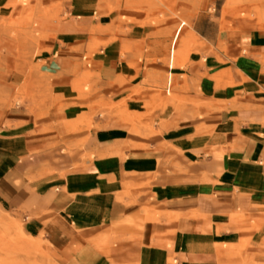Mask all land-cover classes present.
I'll list each match as a JSON object with an SVG mask.
<instances>
[{
    "label": "crops",
    "instance_id": "0c3cea01",
    "mask_svg": "<svg viewBox=\"0 0 264 264\" xmlns=\"http://www.w3.org/2000/svg\"><path fill=\"white\" fill-rule=\"evenodd\" d=\"M165 1L173 9L152 25L131 29L130 36L110 38L106 12L100 15L94 34L85 21L60 24L53 58L39 72L55 81L63 78L66 84L56 90L64 92L72 90L75 76L92 72L99 98L130 106L159 97L166 102L161 92L174 91L177 125L160 132L158 127L147 128V136L121 124L86 134L72 126L80 112L75 107L81 100L76 99L64 100L60 109L50 104L37 118L20 106L7 110L5 119L20 131L19 154L44 152L52 145L47 152L52 155L65 147V163L75 167L52 187L29 182L31 171L0 162V202L35 218L55 250L81 245L108 233L111 225L137 219L138 208L125 202L123 188L137 184L138 174L150 177L164 170L170 149L176 147L208 173L202 176V189L182 183L173 185L177 190L171 189L172 184H153L164 202L157 209L163 219L142 223L140 244L155 253L153 260L139 264H225L226 256L235 252L247 264L249 260L264 264V26L250 27L240 19L221 17V7L216 15L210 14L196 0ZM181 1L191 6L183 14L190 29L182 38L179 32L174 53L181 62L182 52L184 65L173 71L159 60L171 63ZM105 7L106 3L99 6ZM141 10L130 9V18L142 20ZM126 46L130 51H125ZM91 51L87 61L96 64L91 71L82 69L80 62V72L73 76L72 68L63 65L85 60ZM181 75L186 87L181 85ZM181 99L191 105L182 108ZM202 106L208 108L203 111ZM90 153L97 157L95 162L87 160ZM113 231L125 233L126 228Z\"/></svg>",
    "mask_w": 264,
    "mask_h": 264
},
{
    "label": "rangeland",
    "instance_id": "374dc122",
    "mask_svg": "<svg viewBox=\"0 0 264 264\" xmlns=\"http://www.w3.org/2000/svg\"><path fill=\"white\" fill-rule=\"evenodd\" d=\"M196 1L210 14L216 15L221 7V17L240 19L250 27L264 26V15L253 12L246 15L242 6L246 0ZM104 3L106 7L99 8ZM137 8L142 9V20L130 18L129 10ZM190 8V4L181 1V22H184L181 38L190 29L189 21L183 15ZM167 9L172 10L173 7H169L165 0H0V162L11 163L18 168L20 166L24 172L31 171L28 174L29 182L39 181L52 187L59 181H64L74 170L75 165L69 166L65 163L67 154L65 147L52 155H47L52 145L43 149L44 152L19 154L20 131L4 116L7 110H17L19 106L27 115L37 118L39 114L46 113L50 104L60 109L64 108V100L68 99L70 102H75V99L81 100L80 105L75 107L78 112L80 111L79 117L72 126L76 129L81 127L86 134L89 130L93 133L100 127L118 124L127 130L137 132H147V128L152 127L155 129L158 127L157 131L160 132L177 125L179 108L174 91L167 94L161 92L160 96L165 97L166 102H162L159 97L133 106L118 100L99 98L98 80L94 74L92 72L87 75L79 74L80 71L77 70L80 62L84 70L91 71L96 68V64L87 61L92 51L85 55V60L63 64L67 69L72 68L70 73H73V76L79 74L75 76L71 85L72 90L69 92L56 90L60 84H66L63 78L55 81L51 76H42L39 72L40 68L53 58L52 44L56 42L57 28L68 20L90 23L91 33L94 34L100 15L106 12V33L110 38H114V35L121 34L130 36L134 28L152 25L155 20L163 18ZM184 47L185 45L181 44V51H184ZM125 51H130V47L126 46ZM182 55L181 52V62L175 57V53L171 63L168 59L159 61H164L166 67L169 64L173 71L180 67L182 70L184 65ZM164 75L166 77V74ZM186 84L184 76L181 75V85L186 87ZM68 94L71 99L68 98ZM190 103L181 99L182 108L184 105L187 108ZM207 108L208 106H202L201 109L204 111ZM99 119L105 122L98 123ZM169 152L164 161V170L150 177L138 174L137 184L126 185L127 187L123 188L122 198L125 202H134L138 208L137 219L111 225L108 233L97 235L81 245L55 250L49 236L41 231L40 224L35 218L25 216L19 210L9 208L0 202V213L14 227V232L8 236L0 235V264H50L46 260L48 258L54 264H116L111 261L114 257L113 251L117 256L128 251L130 247L141 246L139 232L143 222H162L163 218L157 209L163 207L164 202L155 191L156 187L153 186L155 182L172 184L171 189L176 190L177 186L173 185L178 183L191 186L192 189L194 187L202 189L204 185L205 179L202 176L208 172L203 170L198 162L184 157L176 147L171 148ZM28 157L29 162L25 164L24 159ZM87 160L92 163L97 157L90 153ZM89 174L98 178L96 171ZM176 195L177 193L171 194ZM116 227L126 228L125 233L113 231ZM91 242L93 245L89 246ZM225 260V264H247V260L236 252L227 255ZM168 261L172 263V258L169 257ZM117 264L139 262L120 263L117 260ZM249 264L256 263L249 260Z\"/></svg>",
    "mask_w": 264,
    "mask_h": 264
},
{
    "label": "bare ground",
    "instance_id": "6f19581e",
    "mask_svg": "<svg viewBox=\"0 0 264 264\" xmlns=\"http://www.w3.org/2000/svg\"><path fill=\"white\" fill-rule=\"evenodd\" d=\"M246 1L247 2L242 5L244 7L243 9L246 12V15H249L250 12L251 13L253 12L254 14H257V15H262V16L264 15V11H262V8L264 7V0H246ZM183 25H184V22H181L176 27V29L173 33V38L171 40L172 45H171L170 53H169L171 60H172V57L174 55L177 37L179 35L180 30L182 31ZM131 131L139 133L136 130H131ZM139 134H141L143 136H147L149 133L143 132V133H139ZM12 232H14V227L11 226L10 222L7 221L6 217L0 213V235L1 236H8ZM92 245H93L92 242L89 243V246H92ZM114 252L115 251L112 252L114 257L111 258V261L113 263H116V264H117V260L120 261V263H122V262L128 263V261L130 263L139 262V261L144 260V259L153 260L154 259V253H155L154 251H151L150 247H142L140 245L136 246V247H130V248H128V251L126 250L125 252L118 254L117 256H115ZM46 260L50 264H54L49 258Z\"/></svg>",
    "mask_w": 264,
    "mask_h": 264
}]
</instances>
